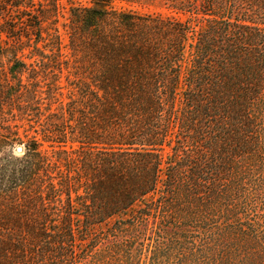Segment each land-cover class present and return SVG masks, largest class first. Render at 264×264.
I'll return each mask as SVG.
<instances>
[{
  "label": "trees",
  "instance_id": "obj_1",
  "mask_svg": "<svg viewBox=\"0 0 264 264\" xmlns=\"http://www.w3.org/2000/svg\"><path fill=\"white\" fill-rule=\"evenodd\" d=\"M93 4L64 47L56 2L0 0V56L59 58L70 87L45 62L43 87L0 80L41 128L0 157V264H264V0Z\"/></svg>",
  "mask_w": 264,
  "mask_h": 264
},
{
  "label": "rangeland",
  "instance_id": "obj_2",
  "mask_svg": "<svg viewBox=\"0 0 264 264\" xmlns=\"http://www.w3.org/2000/svg\"><path fill=\"white\" fill-rule=\"evenodd\" d=\"M42 1L45 4L49 5L54 2L58 4L59 7V14L58 22L59 29L64 38V47L68 45L69 40L68 36L64 32L63 25L69 22L70 18V10L72 7H91L94 4L95 0H37ZM113 7L118 10H127V11H134L139 14L150 15V14H158L163 15L164 17H174L186 20L188 16L177 14L171 7L172 0H111ZM3 24V23H2ZM6 39V36H4ZM68 49H63L64 58H61L63 63L68 60L66 56H68ZM59 58H50V59H42L40 54L38 53H31V51H25L24 54H19L17 58H14L11 54H5L0 56V80H5L9 77L10 80L17 83L19 76H16L15 72H13V68L17 65V61L26 64L27 72L22 74V80L25 84H30L32 79H40L41 83L40 86L43 87L45 83H49V79L44 76L43 69L41 65L43 62L48 63L51 73H53L52 81L53 83L60 81L59 91L58 93L63 95V99L65 102H69L67 94L70 91L69 87V80H68V72L65 70V66L62 68V74L59 71ZM24 70L22 67H19V71ZM35 72V73H34ZM37 77V78H35ZM16 78V79H15ZM47 80V81H46ZM30 81V82H29ZM47 87V86H45ZM46 89V88H45ZM29 96V95H28ZM12 104L11 101H8L5 106L0 104V140L2 145H0V157L13 155V157L23 158L26 154V144L28 143L29 139L32 137H36L41 139V128L35 123L38 121L37 116H32L31 119L35 120L31 124L29 122H22L18 121L19 112L17 109L10 107L9 105ZM57 106H55L52 110H56ZM4 121L3 123H1ZM17 123H20V129H11L10 126H15ZM33 126V128H32ZM11 133H17L19 135H11ZM38 133V134H37ZM10 139H17V142L11 147H8L7 142ZM22 147L24 149V153L20 154L17 152V149ZM45 150L49 151L51 154L52 149L49 148V144H45Z\"/></svg>",
  "mask_w": 264,
  "mask_h": 264
},
{
  "label": "water",
  "instance_id": "obj_3",
  "mask_svg": "<svg viewBox=\"0 0 264 264\" xmlns=\"http://www.w3.org/2000/svg\"><path fill=\"white\" fill-rule=\"evenodd\" d=\"M17 152L20 153V154H22V153H24V149H23L22 147H19V148L17 149Z\"/></svg>",
  "mask_w": 264,
  "mask_h": 264
}]
</instances>
